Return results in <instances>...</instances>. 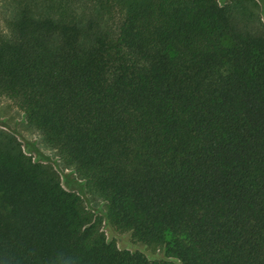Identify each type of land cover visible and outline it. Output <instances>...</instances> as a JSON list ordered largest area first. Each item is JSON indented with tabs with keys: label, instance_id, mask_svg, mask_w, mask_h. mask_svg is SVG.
I'll return each mask as SVG.
<instances>
[{
	"label": "trees",
	"instance_id": "trees-1",
	"mask_svg": "<svg viewBox=\"0 0 264 264\" xmlns=\"http://www.w3.org/2000/svg\"><path fill=\"white\" fill-rule=\"evenodd\" d=\"M262 4L0 0V96L105 204L0 130V264H264Z\"/></svg>",
	"mask_w": 264,
	"mask_h": 264
},
{
	"label": "rangeland",
	"instance_id": "rangeland-1",
	"mask_svg": "<svg viewBox=\"0 0 264 264\" xmlns=\"http://www.w3.org/2000/svg\"><path fill=\"white\" fill-rule=\"evenodd\" d=\"M217 1L223 5L229 3L230 0ZM258 2L260 5H263L264 0H258ZM0 130L14 135V138L20 144L22 152L30 157L32 162L52 167L59 176L62 188L79 195L88 211L93 213L97 218L102 217L105 210L103 201L87 193L84 182L78 179L73 170L63 165L54 150H50L41 144L39 135L26 128L24 116L15 107L14 103L2 96H0ZM101 232L104 233L108 242H114L121 251L141 253L149 261L164 260L162 250L136 243L131 238L130 233L116 232L110 229L104 222L101 225Z\"/></svg>",
	"mask_w": 264,
	"mask_h": 264
}]
</instances>
